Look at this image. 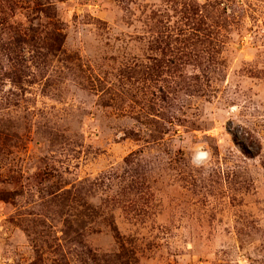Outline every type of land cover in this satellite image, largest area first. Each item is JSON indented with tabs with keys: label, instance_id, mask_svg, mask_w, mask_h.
<instances>
[{
	"label": "rangeland",
	"instance_id": "obj_1",
	"mask_svg": "<svg viewBox=\"0 0 264 264\" xmlns=\"http://www.w3.org/2000/svg\"><path fill=\"white\" fill-rule=\"evenodd\" d=\"M0 264H264V0H0Z\"/></svg>",
	"mask_w": 264,
	"mask_h": 264
}]
</instances>
